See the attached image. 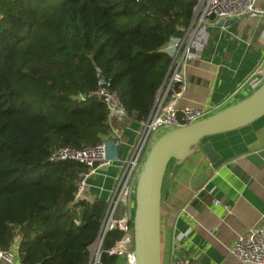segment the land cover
<instances>
[{
	"label": "trees",
	"instance_id": "trees-1",
	"mask_svg": "<svg viewBox=\"0 0 264 264\" xmlns=\"http://www.w3.org/2000/svg\"><path fill=\"white\" fill-rule=\"evenodd\" d=\"M196 4L0 0V247L11 249L19 237L21 264H90L109 204L76 201L89 168L52 163L50 155L113 139L106 106L81 98L97 88L96 67L129 117L149 119L172 63L163 50L190 27ZM122 212L119 206L115 218ZM121 238L119 230L109 232L103 250Z\"/></svg>",
	"mask_w": 264,
	"mask_h": 264
},
{
	"label": "crops",
	"instance_id": "crops-1",
	"mask_svg": "<svg viewBox=\"0 0 264 264\" xmlns=\"http://www.w3.org/2000/svg\"><path fill=\"white\" fill-rule=\"evenodd\" d=\"M257 7L264 10V0H257ZM259 66L263 71L255 74ZM186 74L179 108L199 107L212 115L252 95L264 82V15L209 27L207 42ZM176 92L181 93L169 82L160 91L166 102ZM110 124L112 138L119 141L120 161L97 167L93 173L89 169L83 196L91 202L105 200L109 206L139 141L142 123L129 117ZM206 142L218 153V161L211 163L199 147L168 174L162 200L163 264L170 263L173 249L191 264H243L230 248L248 229L264 227V116ZM174 235L185 237L176 241ZM16 264H21L20 257ZM112 264L127 262L117 257Z\"/></svg>",
	"mask_w": 264,
	"mask_h": 264
},
{
	"label": "built area",
	"instance_id": "built-area-1",
	"mask_svg": "<svg viewBox=\"0 0 264 264\" xmlns=\"http://www.w3.org/2000/svg\"><path fill=\"white\" fill-rule=\"evenodd\" d=\"M258 15H264V10L257 7V0H197L190 27L182 28V36L171 39L164 48V53L172 59L167 82L170 83V88L178 86L181 93L176 92L174 99L170 102H166L160 93L151 116L146 122H142L139 141L134 147L130 159L126 162V170L120 180L116 197L109 206L100 237L91 247L90 264H105L102 258L104 253L110 256L124 257L127 264H135L133 232L135 189L152 145L162 134L192 125L211 115V111L208 109L178 107L177 102L187 88L186 68L199 58L200 52L207 42L209 27L218 26L222 22ZM212 16L215 17L214 20H211ZM262 69L261 66L257 67L255 74H261ZM96 79V90L81 98L83 100L91 98L103 103L108 110L110 123L113 120L129 119L119 93L112 89L110 81L98 67H96ZM112 141L119 145L117 139L113 138ZM49 161L52 163H79L92 169V173L97 167L112 163L106 159V142L83 149L71 146L56 148L51 153ZM87 178L88 174L84 175L77 184L76 201L81 200L84 196ZM119 206L123 208V212L120 218H115ZM114 230H119L122 233V238L111 249L103 250L106 235ZM184 237L174 235V239L178 241ZM18 242L19 237H16L11 249L4 250L0 247V264H16L19 259ZM230 254L243 264H264V227L248 229L230 248ZM169 264H191V262L178 256L173 249Z\"/></svg>",
	"mask_w": 264,
	"mask_h": 264
},
{
	"label": "water",
	"instance_id": "water-1",
	"mask_svg": "<svg viewBox=\"0 0 264 264\" xmlns=\"http://www.w3.org/2000/svg\"><path fill=\"white\" fill-rule=\"evenodd\" d=\"M215 17L212 16L211 20ZM233 21L220 23L229 26ZM169 73L165 82L168 81ZM160 96V93L158 97ZM158 99V98H157ZM264 116V82L255 87L248 98L227 107L192 125L162 134L152 145L135 189L133 221L135 264H163L162 199L163 184L170 163L182 164L211 136L232 132L248 126ZM209 161H218V153L209 142L203 145ZM106 159L120 161V150L112 140L106 141ZM208 165L198 176L200 179Z\"/></svg>",
	"mask_w": 264,
	"mask_h": 264
}]
</instances>
